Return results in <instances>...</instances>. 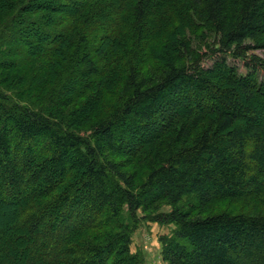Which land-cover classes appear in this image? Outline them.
I'll list each match as a JSON object with an SVG mask.
<instances>
[{
	"label": "trees",
	"instance_id": "16d2710c",
	"mask_svg": "<svg viewBox=\"0 0 264 264\" xmlns=\"http://www.w3.org/2000/svg\"><path fill=\"white\" fill-rule=\"evenodd\" d=\"M255 49L264 0H0V264H264Z\"/></svg>",
	"mask_w": 264,
	"mask_h": 264
},
{
	"label": "rangeland",
	"instance_id": "374dc122",
	"mask_svg": "<svg viewBox=\"0 0 264 264\" xmlns=\"http://www.w3.org/2000/svg\"><path fill=\"white\" fill-rule=\"evenodd\" d=\"M246 57H250L251 55H256L259 57H264V50L255 49L251 50L250 52L245 54ZM230 62L235 63L241 71H245L244 67L242 66V61L239 59H235L232 57H228ZM182 209H187V203L188 200L184 199L182 201ZM186 205V206H185ZM169 207L167 205H161L160 210L162 212L168 211ZM225 209V210H241L242 206L240 203L232 202V203H225L221 206H218V210ZM199 213H194V215ZM138 215H142V213L139 211ZM2 220V221H1ZM5 219L3 220L2 217H0V227L7 229L8 225L5 223ZM174 228V225L172 223L168 224H161L156 221H151L149 218L144 217L140 220V223L137 227V229L132 234V241H131V250L134 253H138L139 256L142 259L141 264H164L161 255V245L159 241V237L163 235H170L172 230Z\"/></svg>",
	"mask_w": 264,
	"mask_h": 264
}]
</instances>
